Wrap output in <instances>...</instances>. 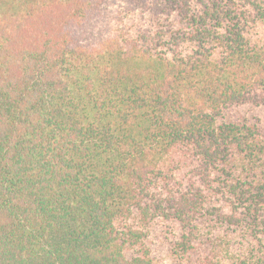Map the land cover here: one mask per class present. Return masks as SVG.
Returning a JSON list of instances; mask_svg holds the SVG:
<instances>
[{"label":"trees","instance_id":"1","mask_svg":"<svg viewBox=\"0 0 264 264\" xmlns=\"http://www.w3.org/2000/svg\"><path fill=\"white\" fill-rule=\"evenodd\" d=\"M0 264H264V0H0Z\"/></svg>","mask_w":264,"mask_h":264}]
</instances>
